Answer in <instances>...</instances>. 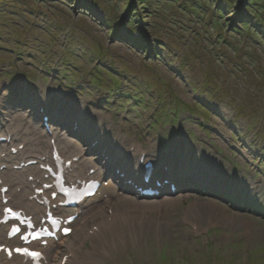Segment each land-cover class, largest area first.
Instances as JSON below:
<instances>
[{"label":"rangeland","instance_id":"1","mask_svg":"<svg viewBox=\"0 0 264 264\" xmlns=\"http://www.w3.org/2000/svg\"><path fill=\"white\" fill-rule=\"evenodd\" d=\"M168 2L0 0V115L30 133L28 117L37 112L40 94L56 87L66 94L65 110L71 100L91 97L92 119L79 118L88 129L113 126L120 145L149 130L152 151H200L239 186L230 194L212 178L203 186L201 175H184L179 180L187 185H179L187 191L179 194L178 211L146 216L141 208L136 229L128 225L114 237L104 233L84 243L88 226H80L76 264H264V0ZM185 4L184 13L175 11ZM191 25L203 31L189 32ZM8 107L27 116L13 119ZM73 120L66 111L51 127H69ZM37 129L44 141L40 121ZM216 192L222 201L210 195ZM126 203L117 206H132ZM198 203L224 217L221 224L187 222L184 212ZM158 222L162 232L155 230ZM106 239L118 245L106 250Z\"/></svg>","mask_w":264,"mask_h":264},{"label":"bare ground","instance_id":"2","mask_svg":"<svg viewBox=\"0 0 264 264\" xmlns=\"http://www.w3.org/2000/svg\"><path fill=\"white\" fill-rule=\"evenodd\" d=\"M50 104H52V102H50ZM8 108H7V111H9L8 113H12V114L14 113V115H17V113L14 112L15 111L14 109H12L11 107H8ZM10 124H11V122H10ZM59 134L62 136L64 135L63 132H60ZM8 137L11 138L12 142L14 141V134L12 132H9ZM32 138L33 137L31 136L29 139H32ZM25 144H26V146L28 145V143H25ZM13 147H16V145L12 144L11 148H13ZM67 149H69L67 151V154H72L74 156H82V155L85 156V150L81 149L78 146L70 145V147H68ZM200 154H201L200 151H198L197 156H196V160H195V164H196L195 170H199L202 168L200 165L202 163V157ZM24 155H25L24 151L19 152L15 157L10 155V154H7L6 157L3 158V160L5 161V163H7L8 159H20V158L24 157ZM191 157H194V156L193 155L190 156V158L188 159V164H190L192 162ZM101 163L104 166V169H106V170L110 169L111 168V156H109L106 159L101 158ZM84 168H85L84 166H81L80 171L82 172ZM37 169L34 167H23L19 170L8 169V172L3 173L2 178H0V181H3L5 183V185L11 186L9 196L11 197L12 203L15 204L16 206H23V207L27 208L29 211H34L37 209V206L34 203L29 201V195L33 194L32 190H31V183L29 181V177L31 175H34L37 172ZM190 172H192V170H190ZM133 175H134L133 172L128 173V177L133 176ZM202 180H203V183H205L202 185L205 186L206 185V178H203ZM0 187H1V185H0ZM18 188H19V191H18ZM117 189H118V186L115 183L111 182L108 185L103 184L102 187L100 188V191L102 193H104V196H100V197L97 196L93 200H90L87 204L88 208H92L94 210H97V212L99 211L100 215H102L103 204H107L108 202H110V197L115 194L114 190H117ZM180 193H181V191H178V196H179L178 198L171 199V198H169L168 195H164L163 193L160 192V195L157 197V199H159L158 201L162 203V207L159 206L158 203L156 201H153L152 199H145L144 200L145 202H140L138 200V198L134 199L133 200V202L135 204L134 208L136 209L135 213H131V210H127L124 212L113 211L112 214L109 215V219L107 221H103L102 225L110 226L108 229L104 230L105 234L110 233L111 236L114 237V235L121 232V230L123 232H125L129 226H130V228L136 229V226L134 225V224H136V218L135 217L137 215H141L143 217V214L140 212L142 207H144L146 210L144 212L146 216H148L152 210H154V212H152V213H155L156 209H159V208H161L162 210H165V208L168 209L169 207H175L176 211H178V208L183 204V200H184V197L179 195ZM0 195H1V190H0ZM27 197H28V199H27ZM115 198H117V197H115ZM115 198L114 197L111 198L113 202H115ZM96 201H98V202L95 203ZM176 202H177V205H175ZM207 207L208 206L206 205V203H198L196 206L193 205L190 208L191 209L190 212H187V211L184 212V214H183L184 218L188 219V222H194V223H197L195 221L198 220L201 225H207L208 227H210L208 225L209 223H210V225L221 224L222 221L219 219L220 216L215 217V216L211 215L209 213L210 211L208 210ZM202 213L204 214L205 217H207V220H205V221L201 220V218L204 219V217H200V214H202ZM161 216L156 215L157 218H160ZM220 218H223V217H220ZM127 219H129V220H127ZM124 220H126V221L122 222ZM210 220H212V221H210ZM224 220L228 224L229 221L226 219H224ZM176 222H177V220H175V223ZM82 223H85V221ZM232 224H234V223L232 222ZM192 225L194 227H199L196 224H192ZM0 227H2V226H0ZM142 227H141V229H142ZM155 230L162 232V230H164V224L158 222L156 227H155ZM0 235H1V230H0ZM160 237H162V236L160 235ZM102 242L104 245V249H106V250L113 243V242L111 243L108 239L102 240ZM116 244L117 243H113L114 246H116ZM61 245H62L61 243L57 242V248H59ZM52 250L53 249H51L50 252ZM78 261H79V258L76 257L74 262H70V263L76 264ZM95 261L101 262V260H98L97 258H95ZM0 264H9V261L7 259H2L0 257ZM82 264H85V263L83 262Z\"/></svg>","mask_w":264,"mask_h":264},{"label":"trees","instance_id":"3","mask_svg":"<svg viewBox=\"0 0 264 264\" xmlns=\"http://www.w3.org/2000/svg\"><path fill=\"white\" fill-rule=\"evenodd\" d=\"M166 2H168L169 0H165ZM183 2H184V0H182ZM152 2H156V0H152ZM168 3H171V2H168ZM184 6V7H183ZM183 6H178V9L176 8L175 9V11L178 13V12H180V13H184V9L186 8V4L185 5H183ZM181 7H183V8H181ZM214 20H215V18H213V19H208L207 20V23H208V21H211V22H209L208 24H210V25H213V23H214ZM181 25V24H180ZM182 27V26H181ZM211 27V26H210ZM203 28L204 27H202L201 28V30H199L198 28H194L192 25L189 27V29H188V31L189 32H192V31H194L193 29H195V32L194 33H196L197 31H199V32H202L203 31Z\"/></svg>","mask_w":264,"mask_h":264},{"label":"water","instance_id":"4","mask_svg":"<svg viewBox=\"0 0 264 264\" xmlns=\"http://www.w3.org/2000/svg\"><path fill=\"white\" fill-rule=\"evenodd\" d=\"M125 186H127V185H125ZM128 186H129V184H128ZM128 186H127V187H128ZM130 187H131V186H129L128 188H130ZM132 190H133V189H132ZM164 190H165V189H164ZM184 190L187 191V189L182 188V186L178 188V191H182V192H183ZM162 191H163V190H162ZM162 191H161V190H158V189H155L153 192H151V194H153V195H158V194H160V192L163 193ZM165 191H166V190H165ZM165 191H164V192H165ZM166 192H167V191H166ZM141 193L146 194V193H148V191H147V192H146V191H141ZM210 195H212V196H216V197L218 196V197L221 198V196H219L218 194H214V193L211 194V193H210Z\"/></svg>","mask_w":264,"mask_h":264},{"label":"snow or ice","instance_id":"5","mask_svg":"<svg viewBox=\"0 0 264 264\" xmlns=\"http://www.w3.org/2000/svg\"><path fill=\"white\" fill-rule=\"evenodd\" d=\"M9 211H11V210H9ZM17 251H23V252L27 253L26 249H17ZM28 254H30L32 256H38L39 255V253H28Z\"/></svg>","mask_w":264,"mask_h":264}]
</instances>
